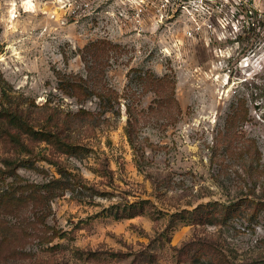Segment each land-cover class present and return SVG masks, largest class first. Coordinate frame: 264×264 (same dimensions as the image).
Listing matches in <instances>:
<instances>
[{
  "label": "rangeland",
  "instance_id": "374dc122",
  "mask_svg": "<svg viewBox=\"0 0 264 264\" xmlns=\"http://www.w3.org/2000/svg\"><path fill=\"white\" fill-rule=\"evenodd\" d=\"M0 30V264H264V0H0Z\"/></svg>",
  "mask_w": 264,
  "mask_h": 264
},
{
  "label": "trees",
  "instance_id": "16d2710c",
  "mask_svg": "<svg viewBox=\"0 0 264 264\" xmlns=\"http://www.w3.org/2000/svg\"><path fill=\"white\" fill-rule=\"evenodd\" d=\"M253 25L255 26V24L253 23ZM1 33V30H0ZM107 46H110L111 44L108 42H104ZM60 89L63 92H66L67 94H70L69 89H74V90H80L82 89V86L79 82L76 81H69L66 86L64 85V80L60 79ZM70 87V88H69ZM68 90V91H67ZM72 92V91H71ZM4 117L10 118L12 120V122H22L21 119L18 117V115L8 109H5V111L3 112ZM61 177L57 178V179H53L52 181H50L49 183L39 186L36 185L34 187H29L30 191V196L35 197L36 199H41L43 201H49L50 199L53 198H59L61 196H64V193L69 190L70 188V183H69V179L66 176L65 171L63 173H60ZM23 191H26L28 189V187L24 186L22 187ZM28 195V194H27ZM27 196L25 195V192H20L18 197H15V195L13 196L12 194H9V192H6L4 194V197H2L3 202L6 201L9 204H13L14 202L18 201L19 203H21ZM5 202V203H6ZM6 203V204H8ZM228 212V210H226V213ZM226 216V215H225ZM36 220H38L39 222H43L46 220L47 215H45L44 213L41 214H36L35 215ZM255 218V217H254ZM213 219H210V221H212Z\"/></svg>",
  "mask_w": 264,
  "mask_h": 264
}]
</instances>
